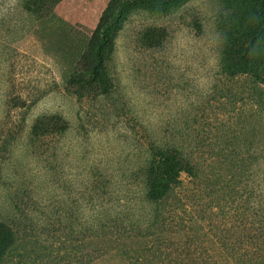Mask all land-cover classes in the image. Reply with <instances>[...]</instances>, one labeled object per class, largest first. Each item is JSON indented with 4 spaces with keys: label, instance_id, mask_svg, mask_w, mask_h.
<instances>
[{
    "label": "rangeland",
    "instance_id": "1",
    "mask_svg": "<svg viewBox=\"0 0 264 264\" xmlns=\"http://www.w3.org/2000/svg\"><path fill=\"white\" fill-rule=\"evenodd\" d=\"M43 1L37 13L31 0H0V218L13 234L0 264L203 259L184 246L214 230L190 227L197 210L147 197L140 169L154 142L204 167L232 151L239 166L226 179L243 196L264 191V160L251 167L264 148V82L224 60L264 0ZM180 178L187 193L199 181ZM98 209L120 211L122 226L107 239L119 248L94 257Z\"/></svg>",
    "mask_w": 264,
    "mask_h": 264
},
{
    "label": "trees",
    "instance_id": "2",
    "mask_svg": "<svg viewBox=\"0 0 264 264\" xmlns=\"http://www.w3.org/2000/svg\"><path fill=\"white\" fill-rule=\"evenodd\" d=\"M31 6L37 13L45 11L43 0H31ZM261 15L260 19L258 16L256 21L249 18L248 23L242 25L245 30L239 32L240 37L233 39L232 46L226 47L224 60L227 65L230 62L236 64L237 60L240 67H236L235 72H250L264 82V60H262L264 55L262 56L261 51L257 49L259 37H262L264 43V13ZM44 119L51 121L52 117ZM36 135L38 134H34ZM5 144L9 145V141L6 140ZM220 155L224 157V160H228L226 165L221 159L216 158ZM217 156L212 165L204 167L196 156L192 152L187 153L182 145L154 142L140 169L146 195L157 203H162L170 197L174 208L188 209L192 215L197 210L198 217L194 216L188 221L190 227L205 224L212 231L214 230L213 234L203 233L206 239L199 244L190 236L183 252L193 255L195 254L193 250L198 249V252L203 254L200 256L204 258L198 260L194 257L188 260V264H264V191L253 187L256 191L252 190L246 196L238 193L234 177L226 179L228 175L225 173L226 170L230 171L231 168L239 166L236 159L232 157V151L221 150ZM175 157H180L181 160ZM258 157L264 160V148L252 152L251 167L255 169V171L253 169L255 174H258L261 168L256 162ZM183 170L199 180L196 182L192 180L195 188L192 187L189 193L181 190L183 184L180 176ZM200 184H203L202 190ZM235 201L237 204L232 207ZM96 202L98 201H94ZM101 202L102 200L99 204ZM188 202L192 210L188 207ZM115 211L98 209L91 214L90 224L95 240L94 257L108 252L112 246L118 247L114 242L108 243L111 239L117 240V233L122 226L121 219L118 217L120 211ZM133 224V236L136 237L138 235L137 219L133 220ZM0 229L2 230L0 233L1 260L10 249L13 234L6 218H0ZM109 232L113 235L107 234Z\"/></svg>",
    "mask_w": 264,
    "mask_h": 264
}]
</instances>
